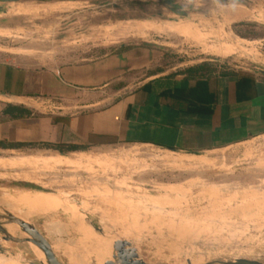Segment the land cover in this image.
<instances>
[{
	"label": "rangeland",
	"instance_id": "374dc122",
	"mask_svg": "<svg viewBox=\"0 0 264 264\" xmlns=\"http://www.w3.org/2000/svg\"><path fill=\"white\" fill-rule=\"evenodd\" d=\"M17 7L10 27L0 29V60L51 67L97 60L127 46L140 52L137 59L144 64L131 89L153 75L214 59L239 73L260 75L264 68V0H24ZM175 7L189 14L196 28L200 23L203 31L230 34L233 43L245 40L243 49L219 56L212 51L218 41L200 44L168 31L140 32L143 20L173 24ZM237 10L248 17L236 19ZM117 25L123 27L112 31ZM65 154L0 153L11 161L10 169L0 166V199L32 209L40 204L28 186L57 195L99 227L100 221L111 223L151 264L264 262V137L200 157L133 145ZM43 220L76 244L83 237L67 212ZM3 246L13 259L0 256V264L33 260L21 248Z\"/></svg>",
	"mask_w": 264,
	"mask_h": 264
},
{
	"label": "crops",
	"instance_id": "0c3cea01",
	"mask_svg": "<svg viewBox=\"0 0 264 264\" xmlns=\"http://www.w3.org/2000/svg\"><path fill=\"white\" fill-rule=\"evenodd\" d=\"M238 10L236 19L248 17ZM189 22L160 27L141 21L140 29H132L168 31L200 44L218 41L212 51L219 56L234 54L246 43L241 39L233 43L230 34L203 31ZM139 54L129 48L97 60L51 67L0 60V153H60L47 147L56 145L88 147L66 152L75 155L133 145L176 155H209L264 137V76L204 61L153 75L131 89L134 73L144 69ZM199 66L205 70L200 78L211 82L190 95L197 112L170 105L174 91L192 88L196 77L189 78L187 71ZM2 158L0 166L10 169L11 161ZM12 163L18 169L17 162Z\"/></svg>",
	"mask_w": 264,
	"mask_h": 264
},
{
	"label": "water",
	"instance_id": "95a60500",
	"mask_svg": "<svg viewBox=\"0 0 264 264\" xmlns=\"http://www.w3.org/2000/svg\"><path fill=\"white\" fill-rule=\"evenodd\" d=\"M24 0H0V20L1 24H8L12 13L16 11L17 4ZM44 2H78L81 0H38ZM172 11L178 16L173 23L191 21L189 14L184 12ZM144 21V20H143ZM201 27L200 23H195ZM1 26V25H0ZM123 25L110 27L112 31L121 29ZM213 61L220 62L219 59ZM260 75L264 76V68L261 69ZM66 154L61 156L65 157ZM193 157H200L198 153H188ZM28 192H42L50 195L52 193L44 190H38L37 187L29 188ZM23 212V211H22ZM21 211L12 209L10 205L0 199V256L7 259H13L9 254V249L3 244L16 246L23 249L24 252L33 257L28 264H92L83 261L85 256L95 259L92 255L97 249L93 244L78 245L73 240H67L58 225L53 224L43 218L53 215L51 212L38 211L25 216ZM84 224L101 236H105L107 231L112 233V237L117 241L111 248V259L105 264H151L144 259L141 250L133 245V242L125 240L113 227L111 223L100 221V227L93 219L83 210L77 211ZM53 235V236H52ZM56 238V240L53 239ZM187 264H192L188 261ZM205 264H264L259 260H248L243 258L237 259H213Z\"/></svg>",
	"mask_w": 264,
	"mask_h": 264
},
{
	"label": "bare ground",
	"instance_id": "6f19581e",
	"mask_svg": "<svg viewBox=\"0 0 264 264\" xmlns=\"http://www.w3.org/2000/svg\"><path fill=\"white\" fill-rule=\"evenodd\" d=\"M38 193L40 195H45L49 197L56 198L55 200H51L50 202H46L43 204H40L32 209H23L18 208L14 205H10L12 209H15L16 211H23L22 213L25 216H28L32 213H36L38 211H47L54 214H57L59 212H67L72 215V218L76 221V223L82 227L83 230V237L79 238L78 245H84V244H93L96 246V251L92 254L95 256L94 262L97 264H105V262L109 259H111V248L112 245L117 241L114 237H112V233H106L105 236H101L96 231L91 229L90 227L86 226L81 219V217L78 215L77 211L80 209L75 204H69L65 201H63L59 196L57 195H50L47 193L42 192H33ZM50 204V205H49ZM87 230L90 233V236H88ZM64 234V233H63ZM74 239V238H73ZM72 239V240H73ZM75 240V239H74ZM76 241V240H75ZM77 243V242H76ZM91 257L85 256L82 260L88 263H91L90 260Z\"/></svg>",
	"mask_w": 264,
	"mask_h": 264
},
{
	"label": "trees",
	"instance_id": "16d2710c",
	"mask_svg": "<svg viewBox=\"0 0 264 264\" xmlns=\"http://www.w3.org/2000/svg\"><path fill=\"white\" fill-rule=\"evenodd\" d=\"M243 39H247L248 36L246 35H242L241 36ZM131 47H127V46H123L118 48L114 53H123L126 50H128ZM207 65V64H204ZM201 71H205L204 70V66H199L193 69H189L187 71L189 78H192L195 75V81L193 82V86L190 90H177L174 91L175 96L172 97V101H170V105H172L173 107H178L179 109L186 111V112H197L198 109H194V103L193 99L190 97V95H192L194 92L196 91H200L203 87H206L205 82H211V81H204L202 78H200L202 76V74L198 75ZM210 71V70H208ZM224 75H233V73H224ZM198 77V78H197ZM241 79L243 81L248 80L247 77H241ZM191 106V107H190ZM51 149L54 150H58L60 153L65 154L66 152L69 151H77V150H86L88 147L84 146V147H78V146H66V145H56V146H47ZM28 188H35L33 186H28Z\"/></svg>",
	"mask_w": 264,
	"mask_h": 264
},
{
	"label": "flooded vegetation",
	"instance_id": "af4514ba",
	"mask_svg": "<svg viewBox=\"0 0 264 264\" xmlns=\"http://www.w3.org/2000/svg\"><path fill=\"white\" fill-rule=\"evenodd\" d=\"M174 9L176 10V12H180V9H178L176 7ZM55 199L56 198H54V197H49V196H45V195H37V194L33 195V202L37 203V204H43V203L50 202L51 200H55Z\"/></svg>",
	"mask_w": 264,
	"mask_h": 264
}]
</instances>
